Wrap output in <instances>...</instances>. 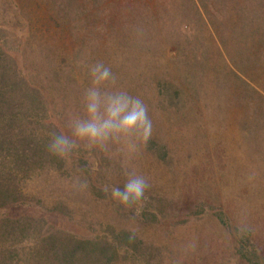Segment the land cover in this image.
<instances>
[{
    "label": "rangeland",
    "instance_id": "obj_1",
    "mask_svg": "<svg viewBox=\"0 0 264 264\" xmlns=\"http://www.w3.org/2000/svg\"><path fill=\"white\" fill-rule=\"evenodd\" d=\"M248 2L256 18L254 27L252 20L246 23L249 36L264 31V5L262 0ZM207 14L206 4L198 0H0V76L5 74L0 95L7 92L2 113L15 118L14 127L33 121L36 140L69 133L71 115L81 109L90 69L97 63L111 70L115 87L144 104L151 124L150 136L131 156L117 142L41 155L42 163L36 161L23 178L24 192L37 201L14 207L13 217L45 215L55 226L83 235L100 232L113 218L114 226L125 224L144 240L139 257L120 258L118 264H264L263 102L258 94L249 95L250 114L262 116L247 138L243 85L231 70L232 59L241 56L256 60L253 70L261 67L260 53H255L263 46L256 40L250 51L252 46L240 40L229 41L235 33L231 29L220 41L203 22ZM151 16L162 20L159 32ZM186 45L194 49L191 85L178 106L168 104L166 92L155 100L153 68L187 76L175 63ZM156 137L169 152L166 158L152 145ZM130 173L145 178L144 195L125 212L117 211L111 189H123ZM93 183L103 188L102 194L93 193ZM59 202L76 210L89 204L96 228L58 212L48 216ZM254 252L259 259L252 258ZM25 259L18 254L14 264Z\"/></svg>",
    "mask_w": 264,
    "mask_h": 264
},
{
    "label": "trees",
    "instance_id": "obj_2",
    "mask_svg": "<svg viewBox=\"0 0 264 264\" xmlns=\"http://www.w3.org/2000/svg\"><path fill=\"white\" fill-rule=\"evenodd\" d=\"M198 1L201 6L206 4V9L209 13L206 17H202L205 26L211 30L214 29L219 39L220 37L222 39L223 32H229V29H231L235 33L232 36L229 34V41L240 40V43L252 46L249 44H255L257 43L256 40H258L263 46L255 53L256 57L260 53L258 63L260 61L263 63L256 70H253L252 67V64H256V60L253 61L251 58L247 59L244 56L232 59L234 65L233 69H231L232 75L242 82L243 93L241 99H243V103L247 104L245 109L246 118L245 121L243 120V123L245 136L248 138L252 134L250 131L251 125L253 123H260L261 120L259 118L262 116L258 111L255 113L256 118L253 114H250L253 105L252 102L248 104V99H250L249 95L251 93H256L260 96L259 98L263 102L264 109V89L260 85L261 82L264 83V61H262L264 58V31L262 30V33L260 31H254L249 36L247 35V21L252 20L251 25L254 27V20L256 18L251 17L249 14V2L245 3L246 0ZM261 3L264 5V0ZM243 6L244 9L242 10ZM212 9L221 12L220 15H213L211 13ZM182 18L185 19V22L189 21V18L185 16ZM122 22L123 20L121 19L116 24L121 25ZM150 23L153 24L158 32L160 31V27L162 26L161 19L151 16ZM63 34V32L61 35L57 33V36L62 37ZM231 37H234V40H230ZM221 39L220 41H222ZM250 40L251 42L249 43ZM222 45L230 46V43L223 42ZM185 47L187 48H181L182 51L176 57L175 63L177 68L181 67V70L186 72L187 76L175 77L173 72L172 77L171 70L167 68H165L167 71H164L165 69L161 67L153 68L150 80L156 86L155 100L160 99L163 93L166 92L168 104L173 102L175 106H178L182 94L191 85L193 75H191L188 69H193L191 61L194 49L189 45ZM254 49V46L249 48L250 51ZM220 50L218 48L219 52ZM62 62L67 63L66 59H62ZM1 70L6 71V68H1ZM250 71L254 72L250 73ZM4 77L5 74L2 73L0 78L3 80ZM20 82L23 83V81ZM0 91H2L1 88ZM6 93L0 95V154L5 153L3 159L0 160V264H14V259L18 257V254L25 255L26 259L24 264H118L120 258L131 260L139 257L141 254L140 247L143 246L144 240H140L139 235L127 229L125 224L119 222V227L114 226L115 220L113 218L109 222L101 225L100 232L90 234V236L79 234L76 230H66L55 226L48 220V217L45 218V215L38 219L31 217L15 218L12 216L11 212L14 207L26 206L29 202L35 203L37 201V198H31V196L24 192V176L30 174L31 167L36 161H41L42 163L41 155L44 157H55V155L50 150V142L53 136L36 140L37 138L32 134L34 132L32 128L35 126L33 125V121H30L28 125L20 128L14 127L12 124L16 122L15 118L6 117L2 113L5 105H8V99H5ZM237 97L240 96H235V99ZM37 105L40 107L38 101ZM156 139L157 141H153L152 145L155 144L154 149L158 147L161 149L163 142L158 140L159 137H156ZM160 149L158 150V155L161 158L169 156L167 150H163L162 148V151ZM59 162L56 158L55 163ZM94 184H91L93 193L95 195L102 194L104 191L103 188L95 187L96 185ZM118 204L117 211L125 212V210L129 209L127 206ZM77 209L79 210L71 209L66 203L59 202L52 208L48 216L58 212L68 217L73 223L77 220L81 221L82 219L83 222L91 225L92 229H95L97 221L93 217V211L90 209V205L86 203L83 208L80 207ZM147 215L148 211H145L143 216L147 218ZM158 215V212H154L152 214L153 219H157ZM123 217H120V221H122L121 219ZM34 228L35 232L31 233V230ZM252 258L259 259L260 257L254 252Z\"/></svg>",
    "mask_w": 264,
    "mask_h": 264
},
{
    "label": "clouds",
    "instance_id": "obj_3",
    "mask_svg": "<svg viewBox=\"0 0 264 264\" xmlns=\"http://www.w3.org/2000/svg\"><path fill=\"white\" fill-rule=\"evenodd\" d=\"M90 72L91 82L82 95L81 109L71 115L69 133L54 135L50 150L66 155L80 144L105 146L117 142L133 155L138 143L151 134L144 104L115 87L113 74L103 63L93 65ZM145 188V178L130 173L123 189L113 187L111 196L124 206H133L141 201Z\"/></svg>",
    "mask_w": 264,
    "mask_h": 264
}]
</instances>
